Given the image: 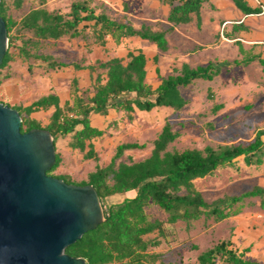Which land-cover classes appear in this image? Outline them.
<instances>
[{"label":"trees","instance_id":"1","mask_svg":"<svg viewBox=\"0 0 264 264\" xmlns=\"http://www.w3.org/2000/svg\"><path fill=\"white\" fill-rule=\"evenodd\" d=\"M23 1L0 0V17L5 22L8 38V49L0 70L12 60L9 49L15 45L16 40L21 43L18 51L24 59L47 63L46 69L50 71L61 70L70 64L39 54L38 48H42L43 43L63 37L81 38L86 46H90L103 43L107 36H112L116 42L122 38L138 36L152 42L162 52L167 50L164 33L153 32L148 27L135 30L128 23L116 21L103 13L95 14L88 0L72 3L66 14L49 12L39 7L30 10L20 19L10 16L11 11L21 8ZM159 1L170 7L167 21L178 25L188 23L190 16L197 15L201 4L207 0ZM234 1L241 5L239 0ZM42 3L43 0H40V5ZM32 49H38V53L31 54ZM127 57L129 61L126 65L119 59H111L96 67H89L91 71L96 68L106 71L105 83H102L100 75L95 78L92 86L94 95L91 98L84 94L78 95L77 80L73 79L70 84L72 101L66 102L64 106H59L56 96L48 95L26 107H18L16 110L21 117L20 131L24 133L41 129L40 124L29 117L30 114L53 108L49 123L43 127L54 138L53 144L58 138L70 135L68 147L83 153L84 160L97 162L92 141L101 137L104 132L90 125L91 115H105L108 109L123 111L129 117L135 108L144 112L157 107L180 111L186 105V100L180 94L181 88H186L197 79L209 81L220 72L211 63L196 68L183 64L172 75L162 78L160 85L152 90L144 82V55L141 52L137 55L129 52ZM74 68L81 69L82 66L74 64ZM178 136L166 123L153 141L147 158L139 162L129 159L128 163L120 162L116 165L115 161L121 158L124 151L143 148L137 143L120 144L106 167L96 166L95 171L88 175L87 181L79 184L91 185L95 189L104 208L105 221L65 248L66 255L82 258L86 264H150L152 256L147 254V248L149 245H157V242L145 241L143 237L155 230L160 232L161 223L157 220L150 221L145 208L158 207L167 215L168 224L197 221L202 216L213 217L214 221L219 222L240 214L241 209H235L234 205L243 198L263 199L264 188L256 187L240 196H226L207 204L195 188L194 181L213 176L219 168H234L240 159L247 166L262 164L264 130L256 131L253 140L245 145L224 146L217 150L205 147L203 150L167 151L168 145ZM60 163L61 159L56 154V162L47 174L53 176L52 173ZM56 178L64 182V179H68ZM66 183L72 184L70 181ZM113 195L126 197L118 204L105 206L104 200ZM248 252L249 248L233 249L230 242H219L199 254L193 264H260L247 258Z\"/></svg>","mask_w":264,"mask_h":264},{"label":"rangeland","instance_id":"2","mask_svg":"<svg viewBox=\"0 0 264 264\" xmlns=\"http://www.w3.org/2000/svg\"><path fill=\"white\" fill-rule=\"evenodd\" d=\"M103 14L105 13L103 12ZM10 16L17 19L19 13L11 11ZM108 16L123 22L124 17L120 16L118 12H112ZM20 45V41L16 40L15 45L9 49L12 60L0 70V103L7 106L26 105L32 102L40 92L48 91L52 77H54V73H57L47 70V63L24 59L18 51ZM42 46V48H38L39 54L50 56L49 51L53 46L47 43H43ZM46 46L50 47L47 49ZM38 49H32L31 54L38 53ZM54 50L56 49L54 48ZM61 58L64 62H67L65 59L69 60L68 57L56 59ZM191 63L194 64V60ZM197 63L200 62L197 61ZM228 63H232V61ZM233 67L234 64H231L230 69H224L209 82L196 80L186 88L180 89L181 96L186 100V105L180 111H164L162 109H152L149 112L137 111L135 132L127 133V130L114 128L104 130L101 137L93 140L97 152L101 155L98 159L99 164L108 163L109 159L114 156L116 147L127 143H137L143 148L124 151L115 164L128 163L129 159L132 162L144 160L150 155L153 141L166 123L170 125L173 132L179 135L174 142L168 145L167 151L203 150L205 147L217 150L224 146L245 145L251 142L256 131L264 130V62L255 64L254 67H260L262 72L257 74L254 71V77L250 79L251 83L261 81L262 86L254 87L252 84L249 85L250 82L244 83L241 79L245 76L242 74L237 76ZM251 68L256 69L252 64L246 66V69L252 70ZM241 70L243 68H239L238 71L241 72ZM218 106L220 107L216 108ZM72 154L68 155L66 159V161L69 160V165L58 166L59 168L57 167L52 175L59 177L58 174L64 172L68 181L79 185L81 183L79 179L84 178L87 171H93V164L98 161L87 162L81 161L79 158V162L73 168L70 166ZM78 156L80 155L78 154ZM64 180L68 182L66 179ZM194 186L202 194L207 204H212L226 196H240L256 187L264 188V165L256 169L247 167L240 161L234 168L219 169L212 177L194 181ZM119 200L121 199L115 198L113 195L104 200V205L118 204ZM234 208L241 209L239 216H231L219 222L214 221L213 217L202 216L197 221H177L173 224L166 222L167 215L158 207L145 208L150 221L157 220L161 223L160 232L155 230L143 237L145 241L157 242V245H149L147 248V254L152 256L150 264H193L199 254L219 242L231 243L234 241L237 243V247L243 248L244 243L240 235L238 239L235 238L237 234L235 228H238V223L241 218H244L241 217L243 214L257 220L258 223L261 222L259 218L264 216V196L263 199L259 197L243 198L242 201L234 205ZM258 225L247 224L248 232L246 234L255 233V228H260ZM248 248L250 252V247ZM261 253L248 254L247 257L263 264L264 254Z\"/></svg>","mask_w":264,"mask_h":264},{"label":"crops","instance_id":"3","mask_svg":"<svg viewBox=\"0 0 264 264\" xmlns=\"http://www.w3.org/2000/svg\"><path fill=\"white\" fill-rule=\"evenodd\" d=\"M81 1L84 0H43L42 5H40V0H24L21 8L14 12L19 13L18 19L29 13L30 10L38 9L39 7L45 8L49 12L66 14L72 3ZM88 1L90 7L95 10V14L104 12L105 15L108 16L112 14V12H118L120 16L124 17L123 22L128 23L135 30H139L141 27H148L153 32L164 33V38L167 42V50L162 52L155 44L148 40L141 39L138 36L122 38L119 42H116L112 36H107L103 43L90 46H86L84 39L81 38L69 39L63 37L56 41H48L49 43H46L53 46L52 50L49 51V55L58 62L70 65L61 70L53 71L57 73H54L48 91L44 93L40 92L38 96L36 95V97H34L35 99H33L32 102L48 95H54L58 98L59 106H64L66 102L72 101L70 84L73 79L77 80L79 88L78 95L84 94V96L91 98L94 95L92 86L95 78L97 75H100L102 83H105L106 71L97 68L91 71L89 67H96L99 63H105L111 59H119L122 61L123 65H126L129 61L127 57L129 52H132L134 55L141 52L144 55V82L146 85L150 86L152 90H155L160 85L162 78L172 75L173 71L179 70L183 64L188 65L190 68H196L198 66L205 67L211 63L216 69H220L218 74L224 69H230L231 64H234L232 69L236 71V75L240 76V74H242L245 76L241 79L244 83L250 82V79L254 77V71H256L257 74L258 72H260V74L262 72L260 67L256 68L254 66L264 61V0H239L242 6L236 4L234 0H207L201 4L197 15L192 14L190 16V21L188 23L178 25H174L167 21L170 7L159 0ZM90 25H92V23H90ZM49 47L50 46H46L47 49ZM54 48L56 50H54ZM59 57H68L69 60L65 59L67 62H64L62 58L56 59ZM193 60L195 62L194 64L191 63ZM197 61L200 63H197ZM230 61H232V63H228ZM74 64H78L82 66V68L76 69L74 68ZM250 64L253 65V68L258 70L252 68V70L246 69V66H250ZM239 68H243V70L239 72ZM253 83L250 82L249 85L252 84L254 87L262 86L260 84L261 81H253ZM32 102L26 105L18 104L17 106L10 107L16 110L18 107H26ZM154 109H162L164 111L172 110L166 107H157ZM53 111V108H49L46 111L40 110L30 114L29 117L37 121L43 128L49 123ZM137 111L139 110L135 108L134 112L129 117L123 111L108 109L105 115H91L89 118L90 125L101 131L114 128L116 130H127V133H133L137 128V121H135V116L138 115ZM70 137V135L60 137L55 142V152L61 159L59 166H68L69 160L66 161V159L68 155L72 153L73 157L70 166L73 168L76 167L79 158L81 161H92L84 160L83 153L68 147V143L71 140ZM104 142L106 143L105 140ZM92 144L99 159L101 155L97 152L93 141ZM98 149L100 150V148ZM78 154L81 157L78 156ZM111 159L112 158H110L105 165L99 164V161L97 162L98 164L94 163V170L92 169L93 171L91 172L87 171L85 177L79 180L84 182L85 179L88 178V175L95 171L96 166L102 168L106 167ZM240 161L244 163V161L240 159L236 165ZM263 165L264 159L262 164L258 166H247L245 164L247 167H254L256 169L263 167ZM226 168L229 167L219 169ZM65 175L66 173L64 172L58 174L59 177H65ZM209 177L212 176L206 178ZM114 197L121 199L119 200L121 202L126 196L114 195ZM241 217L245 219L241 218L238 223V228H235V230H237L235 238L238 239L240 235L245 245L243 244V248L237 247V243L233 241L231 244L233 243L234 245L232 244L231 248L243 250L250 247V252L246 254V257L248 254H259V252L264 254V216L259 218L261 220L260 223L245 214ZM249 223L259 224L258 226H260V228H255V233L249 232L247 235L246 232H248V230L246 225H249Z\"/></svg>","mask_w":264,"mask_h":264},{"label":"water","instance_id":"4","mask_svg":"<svg viewBox=\"0 0 264 264\" xmlns=\"http://www.w3.org/2000/svg\"><path fill=\"white\" fill-rule=\"evenodd\" d=\"M7 49L0 17V65ZM20 126L17 110L0 103V264H86L64 250L105 221L98 195L48 175L54 138Z\"/></svg>","mask_w":264,"mask_h":264}]
</instances>
